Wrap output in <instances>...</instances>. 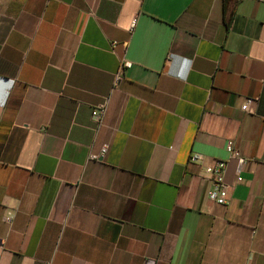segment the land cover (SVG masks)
Instances as JSON below:
<instances>
[{
  "label": "crops",
  "instance_id": "crops-1",
  "mask_svg": "<svg viewBox=\"0 0 264 264\" xmlns=\"http://www.w3.org/2000/svg\"><path fill=\"white\" fill-rule=\"evenodd\" d=\"M0 264H264V0H0Z\"/></svg>",
  "mask_w": 264,
  "mask_h": 264
},
{
  "label": "built area",
  "instance_id": "built-area-1",
  "mask_svg": "<svg viewBox=\"0 0 264 264\" xmlns=\"http://www.w3.org/2000/svg\"><path fill=\"white\" fill-rule=\"evenodd\" d=\"M133 24V23H132ZM112 47L116 45L115 42L111 43ZM131 66V62L122 59L119 64L118 71L116 72L115 82L120 81V75L122 71ZM253 101V99H247L241 106L243 110H247L248 105ZM227 152L230 154L231 157H235L238 160V170H240L241 165L244 163V158L241 157L234 149L231 144L226 146ZM105 151V147L103 149ZM95 158V156H93ZM190 161L199 162L201 161V155L194 153L190 156ZM226 161L219 160L215 161L213 164L203 166V175L202 180L208 181L210 183V187L207 191L208 199L216 204L225 205L228 201V184L224 180V173H225ZM241 180L240 178H237ZM12 219V215H9L5 218L7 222H10Z\"/></svg>",
  "mask_w": 264,
  "mask_h": 264
}]
</instances>
